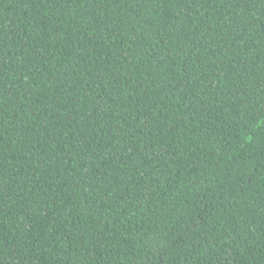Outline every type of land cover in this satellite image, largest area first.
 Returning a JSON list of instances; mask_svg holds the SVG:
<instances>
[{
  "label": "trees",
  "instance_id": "1",
  "mask_svg": "<svg viewBox=\"0 0 264 264\" xmlns=\"http://www.w3.org/2000/svg\"><path fill=\"white\" fill-rule=\"evenodd\" d=\"M0 264H264V0H0Z\"/></svg>",
  "mask_w": 264,
  "mask_h": 264
}]
</instances>
